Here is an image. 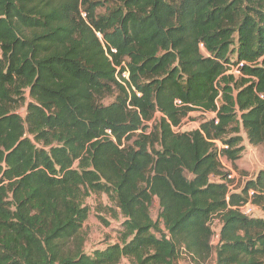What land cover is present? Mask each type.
<instances>
[{
	"label": "trees",
	"instance_id": "16d2710c",
	"mask_svg": "<svg viewBox=\"0 0 264 264\" xmlns=\"http://www.w3.org/2000/svg\"><path fill=\"white\" fill-rule=\"evenodd\" d=\"M240 131L264 149V0H0V264H264ZM92 193L122 221L87 254Z\"/></svg>",
	"mask_w": 264,
	"mask_h": 264
},
{
	"label": "rangeland",
	"instance_id": "374dc122",
	"mask_svg": "<svg viewBox=\"0 0 264 264\" xmlns=\"http://www.w3.org/2000/svg\"><path fill=\"white\" fill-rule=\"evenodd\" d=\"M112 99L113 97H107L102 102L107 104L112 101ZM19 111L24 115L23 108ZM211 116L212 113L203 115L197 110L191 111L182 121L181 126L176 128V130L188 131L196 129L202 121ZM239 135L242 138L239 145L243 147L239 158L233 164L226 163L225 161L223 162L225 169L233 174L232 179H230L232 183H230L229 187L236 191H240L247 180L254 178L259 171L264 170L263 147L261 145L255 146L249 144L243 131H240ZM218 145L221 144L218 142ZM84 204L89 208L88 218L83 224V231L85 234L84 252L90 254L96 249H104L106 246L116 243L119 240L122 218L113 201L104 193H92L84 200ZM158 210V201L154 199L149 208L153 220L156 219ZM263 214L264 212L262 210L253 207L249 216L261 217ZM212 227L214 231L219 228L217 219L212 222ZM211 242L213 245L216 244V236L213 237ZM206 262L207 264H214V255L208 258ZM121 264H128V262L123 260ZM175 264L196 263H194L190 257L181 254Z\"/></svg>",
	"mask_w": 264,
	"mask_h": 264
},
{
	"label": "built area",
	"instance_id": "2783aa9c",
	"mask_svg": "<svg viewBox=\"0 0 264 264\" xmlns=\"http://www.w3.org/2000/svg\"><path fill=\"white\" fill-rule=\"evenodd\" d=\"M241 66H242V63H239L237 66L233 67L229 72H231L233 74H238L239 73V67H241ZM123 76L126 78L127 77V73L124 72ZM175 103L176 104H180V101L179 100H175ZM212 116H213V114H212ZM174 129H176V127ZM222 147H226V146H222ZM232 177H233V174L230 173L228 175V179H232ZM249 194H251V192H249ZM240 208L243 211V213H245L246 215L249 216L250 212L252 211L253 206L250 205L249 203H246V204L242 205ZM215 231L217 232V230H215ZM216 232H215L214 236H217Z\"/></svg>",
	"mask_w": 264,
	"mask_h": 264
}]
</instances>
